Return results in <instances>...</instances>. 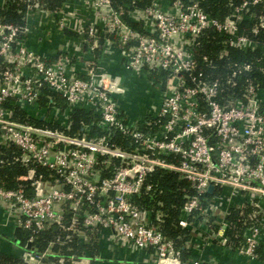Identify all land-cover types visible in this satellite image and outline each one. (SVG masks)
<instances>
[{
	"label": "built area",
	"instance_id": "obj_1",
	"mask_svg": "<svg viewBox=\"0 0 264 264\" xmlns=\"http://www.w3.org/2000/svg\"><path fill=\"white\" fill-rule=\"evenodd\" d=\"M83 1L92 12L89 20L71 15L66 6L52 13L38 0H0L1 9L15 2L25 6L23 23L0 16V147L16 149L18 154L11 150L10 157L27 167L16 178L15 188L0 179V208L7 224L30 233L29 248L35 235L53 227L65 233L42 251L33 246L21 250L17 264H56L48 261L53 247L68 246L73 240L87 248L82 256L71 254L69 264H93L96 257H90L89 247L97 249L103 240L117 241L132 251L152 249L157 264H180L173 241L151 222L147 210L131 201L159 168L178 173L196 193L184 205L179 221L191 230L192 239L203 228L210 232L211 221L217 231L210 238L229 248L232 210L253 208L248 219L257 222L243 230L235 251L258 259L257 249L264 245V83L222 103L219 84L194 71L195 48L207 30L227 36L224 55L230 48L254 49L255 42L240 33L238 24L257 19L264 26V0L245 2L223 20L181 0L168 5L153 0L143 7L132 0L119 8L113 0ZM250 5L262 6V13L251 12ZM45 14L54 15L59 29L82 42L90 38L92 48L104 37V49L109 54L117 49L127 72L165 77L160 103L141 121H129L120 103L127 92L121 76L93 61H85L80 73L68 55L49 61L32 50L27 44L29 21ZM43 91L64 99L71 112L85 110L93 117L84 134L16 117V109L31 117L41 106ZM48 99L46 106H53ZM91 130L96 133L88 136ZM115 134L126 148L113 141ZM195 212L203 220L189 222ZM65 262L57 259V264Z\"/></svg>",
	"mask_w": 264,
	"mask_h": 264
},
{
	"label": "trees",
	"instance_id": "obj_2",
	"mask_svg": "<svg viewBox=\"0 0 264 264\" xmlns=\"http://www.w3.org/2000/svg\"><path fill=\"white\" fill-rule=\"evenodd\" d=\"M46 12H57L62 9L66 0H38ZM132 0H113L115 7L119 8L125 2H131ZM174 0H169V2ZM186 4L196 3L200 9H202L208 16L214 19L223 20L228 15L232 14L235 8L239 7L243 3H251L252 0H181ZM137 5L143 7L150 5L153 0H136ZM250 11L257 14L262 13V6L250 5ZM25 6L22 3L15 2L12 6L0 8V16L6 22L23 23L24 22ZM132 28L139 30L138 24L130 23ZM239 31L241 34L248 36L255 42V47L252 50H238L234 48L228 49V55L223 54L224 42L226 35L218 33L214 30L205 31L198 39V45L195 48L196 67L194 74L199 72L204 73L208 81L217 82L220 90V101L222 103L230 100L234 97H239L249 86H261L264 83V26H261L259 21L244 20L239 22ZM89 43L92 42L88 38ZM104 37H101L98 41L99 44H104ZM248 67V68H247ZM51 97L54 101L55 95L43 91L42 105H46L49 102L48 97ZM65 101V100H64ZM66 102V101H65ZM67 104V102H66ZM16 117L29 123L42 125L40 120L34 119L29 115H26L21 110H15ZM92 116L85 110H73L70 115V128L56 127L59 130L74 134H84V127L89 125L92 120ZM95 130L88 131V136H92ZM98 133H101L98 131ZM113 141L120 147H127L125 141L115 134ZM12 152L18 154L15 149L5 150L0 147V161L3 160L4 164H0V179L5 182L8 188L17 187L16 178L22 174H25L27 167L19 162H15L10 157ZM45 173L47 179L50 178V174L40 168ZM28 185V184H25ZM150 187L147 189V187ZM196 196L195 191L191 188V185L185 179H182L180 175L174 171L159 168L154 173L150 174L146 179L141 193L131 198V201L139 206L141 209L147 210L150 215L151 222L163 233L165 238L172 240L175 249L179 253L181 263L188 262L192 259L191 252L188 247L192 240L191 230L183 228L179 225L180 216L184 205L191 197ZM254 212V209L249 207L244 211L232 210V214L229 218L231 228L228 235L231 242L229 249L235 251L239 248L242 240L243 230L247 225L254 224L256 221H250L248 214ZM189 222H200L203 220L202 215L199 212H195L189 217ZM214 231H217V227L212 226ZM60 235L64 237L65 233L56 227L51 228L49 231L35 235V241L29 248L28 239L30 233L24 232L20 229L15 231V239L17 240V246L21 250H30L33 248L38 251L44 250L48 244ZM72 250H70V248ZM86 246L78 244L73 240L67 246L55 245L53 247V255L48 257V261L55 262L59 257L65 258V264H69L67 261L71 254L82 256L86 250ZM91 250L89 255L91 258L96 257V247H89ZM258 259L264 262V245L259 246L257 249ZM20 262L19 257L11 256L0 252V264H17Z\"/></svg>",
	"mask_w": 264,
	"mask_h": 264
},
{
	"label": "crops",
	"instance_id": "obj_3",
	"mask_svg": "<svg viewBox=\"0 0 264 264\" xmlns=\"http://www.w3.org/2000/svg\"><path fill=\"white\" fill-rule=\"evenodd\" d=\"M163 3L168 5L170 2L163 0ZM64 6L68 13L77 15L83 20L86 18L89 20L92 15L83 0H66ZM29 26L31 30L27 39L28 46L49 61L61 54L68 55L73 59L80 73L83 72L85 61H93L109 73L121 76L127 92L120 98V103L123 114L129 121H141L152 107L160 103V94L164 87L166 88V78L162 75L137 76L135 73L127 72L117 49L109 54L104 49V44L98 43L92 48L93 42L89 43V40L82 42L73 33L59 29L54 23L52 14H45L40 20H30ZM53 98V106H43L40 102L41 106L34 109L35 113L31 117L40 120L44 126L69 129L72 112L64 99L58 96ZM210 229L208 232L207 228H203L199 236L192 239L188 245L192 259L185 263L180 261V264H189L192 261H200L202 264H264L259 259L252 260L237 251L220 246L216 240L210 238L215 232ZM15 231L12 225L7 224L0 208V252L20 258L21 249L17 246ZM93 264H157V255L152 249L132 251L117 241L103 240L97 246Z\"/></svg>",
	"mask_w": 264,
	"mask_h": 264
},
{
	"label": "water",
	"instance_id": "obj_4",
	"mask_svg": "<svg viewBox=\"0 0 264 264\" xmlns=\"http://www.w3.org/2000/svg\"><path fill=\"white\" fill-rule=\"evenodd\" d=\"M213 190H214V187H213V186H210V187L208 188V192H209V193H212ZM16 243H17V241H16Z\"/></svg>",
	"mask_w": 264,
	"mask_h": 264
}]
</instances>
